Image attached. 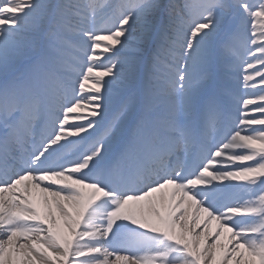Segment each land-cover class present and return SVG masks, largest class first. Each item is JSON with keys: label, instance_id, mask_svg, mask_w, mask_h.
Instances as JSON below:
<instances>
[{"label": "snow or ice", "instance_id": "1", "mask_svg": "<svg viewBox=\"0 0 264 264\" xmlns=\"http://www.w3.org/2000/svg\"><path fill=\"white\" fill-rule=\"evenodd\" d=\"M0 264H264V0H0Z\"/></svg>", "mask_w": 264, "mask_h": 264}, {"label": "bare ground", "instance_id": "2", "mask_svg": "<svg viewBox=\"0 0 264 264\" xmlns=\"http://www.w3.org/2000/svg\"><path fill=\"white\" fill-rule=\"evenodd\" d=\"M240 71H241V69H240ZM256 91V90H255ZM241 92L243 93L244 91H243V88H241ZM213 227H215V222H213Z\"/></svg>", "mask_w": 264, "mask_h": 264}, {"label": "rangeland", "instance_id": "3", "mask_svg": "<svg viewBox=\"0 0 264 264\" xmlns=\"http://www.w3.org/2000/svg\"><path fill=\"white\" fill-rule=\"evenodd\" d=\"M242 71H243V69H241V73H242ZM257 79H259V78H257ZM243 91H244V90H243ZM256 91H259V89L257 88Z\"/></svg>", "mask_w": 264, "mask_h": 264}]
</instances>
